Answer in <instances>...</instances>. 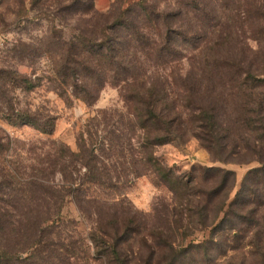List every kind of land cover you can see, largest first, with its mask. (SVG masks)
Listing matches in <instances>:
<instances>
[{
  "label": "trees",
  "instance_id": "16d2710c",
  "mask_svg": "<svg viewBox=\"0 0 264 264\" xmlns=\"http://www.w3.org/2000/svg\"><path fill=\"white\" fill-rule=\"evenodd\" d=\"M67 1L63 11L86 27L71 40L53 28L25 54L48 60V83L67 101L93 108L112 86L124 106L92 117L76 150L53 143L30 172L9 162L0 141V264H222L239 252L264 264V67L255 68L247 42L264 34V6H229L225 27L220 0H116L106 13L96 0ZM7 74L23 91L42 86L43 78ZM8 95L0 83L10 125L53 136L54 118L17 112ZM190 138L217 162L260 166L232 199L235 172L181 174L158 158V148ZM146 177L169 193L151 216L126 198ZM69 204L89 226L93 254L64 216Z\"/></svg>",
  "mask_w": 264,
  "mask_h": 264
},
{
  "label": "rangeland",
  "instance_id": "374dc122",
  "mask_svg": "<svg viewBox=\"0 0 264 264\" xmlns=\"http://www.w3.org/2000/svg\"><path fill=\"white\" fill-rule=\"evenodd\" d=\"M116 0H96V9L101 13L108 12ZM137 1V0H131ZM260 2L264 6V0H220L218 7L224 9L218 23L225 26L229 6L241 7L245 12L251 10L256 13L252 4ZM71 6L67 0H0V83H4L8 97L14 108L19 111H28L32 114L54 118L55 133L47 138L31 126L10 125L8 118L0 115V141L5 146V152L10 163L23 165L29 172L31 168H40L36 157L45 159L54 151L53 143H64L73 150L77 149L78 139L86 132L90 120L102 110H122L123 102L118 89L106 86L102 91L97 104L88 108L83 102L71 99L67 101L60 97L48 83L51 68L45 58H29L25 53L29 45L40 44L49 40L52 29L64 32V38L71 40L79 32L78 28L86 27V20H82L79 14L63 11L64 7ZM247 10V11H246ZM264 12V7H263ZM243 19L246 17L243 15ZM191 22H196L191 19ZM244 21L238 20L241 25ZM253 22L255 24H253ZM250 25L259 26L254 21ZM255 26V27H256ZM240 35V34H239ZM251 36V33H248ZM255 39L247 40L250 45L249 57L255 68L264 67V34ZM241 39V36H240ZM17 72L22 76L32 79L43 78L42 86L33 92H26L16 85L7 72ZM158 158L166 165L173 167L181 174H189L194 168L199 170L205 168H222L233 171L237 177V185L232 199L240 191L243 181L248 173L258 168V162L238 164L230 162L222 164L217 162L211 154L202 147L201 143L193 138L184 142H174L157 149ZM24 159V160H23ZM30 174V173H28ZM56 183L60 181L59 176L54 177ZM126 198L130 205L144 216H151L153 208L159 199L169 198L168 191L153 183L152 178H141L134 182L130 190L126 192ZM64 216L70 221L77 222L79 232L82 234L86 244L91 247L88 239V224H84L80 214L73 204H69L64 210ZM150 219H152L150 217ZM209 234H200V240L207 238ZM86 252L89 251L85 248ZM231 256L234 260H231ZM222 264H256L257 258L251 257L249 252L231 255ZM197 260V259H196ZM199 260V258H198ZM71 264H94L87 259L71 262Z\"/></svg>",
  "mask_w": 264,
  "mask_h": 264
}]
</instances>
